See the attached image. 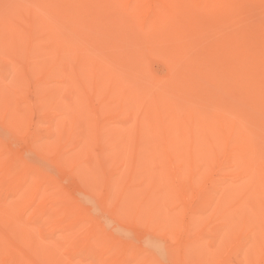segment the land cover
I'll list each match as a JSON object with an SVG mask.
<instances>
[{"label":"bare ground","instance_id":"6f19581e","mask_svg":"<svg viewBox=\"0 0 264 264\" xmlns=\"http://www.w3.org/2000/svg\"><path fill=\"white\" fill-rule=\"evenodd\" d=\"M1 50L16 65L0 71L15 95L13 104L0 96V264H230L229 244L236 264H264V0H0ZM37 73L68 81L73 95L69 125L33 132L30 150L93 180L88 205L101 177L107 203L95 222L90 207L51 191L53 166L4 145L2 132L29 122L25 78ZM56 98L37 103L43 117ZM127 106L137 112L123 127ZM118 163L130 174L116 173ZM116 175L140 181L116 198ZM33 197L50 198L37 207ZM127 222L155 227L154 240L137 247ZM50 228L68 259L36 241ZM166 238L176 247H162Z\"/></svg>","mask_w":264,"mask_h":264},{"label":"rangeland","instance_id":"374dc122","mask_svg":"<svg viewBox=\"0 0 264 264\" xmlns=\"http://www.w3.org/2000/svg\"><path fill=\"white\" fill-rule=\"evenodd\" d=\"M150 64H151V68L154 69L155 63L152 62ZM15 65H16V63H14V59H13L12 55L7 53L4 50H1V52H0V71L4 72L7 69L10 70V68H14ZM158 67H160V66H158ZM20 68L23 69L22 65L18 64L17 70ZM30 76L28 78H25V81H26L25 90H26V92L29 96V99L31 101L30 103L31 104L33 103L35 105V108L34 107L32 108L33 111H32L31 117H29V122L27 123V125H26V123L24 124V125H26L25 127L20 126V127H23L22 129L18 130V128H17V130L15 129V131L11 130L10 132H7L5 135H3L4 132H2V136L4 139V145L11 148L10 151L14 152V153H12L13 155H17V156L21 155V157L24 156L26 159L33 158L34 161L36 162V164L39 166V168L41 167V168L47 169V168L54 165V164H52L53 163L52 159L49 157V155H44L45 158H44V156H42V157L36 156L35 157V154L32 152L33 150H30V148L32 149L31 143H32V145L34 143V142H32V138H31L32 135L31 134L34 132L37 135L39 134V137L42 138L43 135L46 133V130H49L50 127L55 122H59L64 127L68 126L69 125L68 116H66L67 114L63 115V112L65 110H68V108L71 106L73 92L68 88L70 86V83L68 81L63 82V81H61V79L57 80L56 77H53V78L43 77L41 73L35 74L31 79H30ZM8 81H9V79H4L3 77H0L1 91L2 92L5 91L4 94L2 93V94H0V96L3 99L6 96L5 100H7L9 95L10 96L13 95L12 98L9 97L11 99V100L9 99V101H11L10 103L13 104V101L15 100V95H14V92L12 89H11L12 91H9L10 87L7 83ZM4 85H6V87H4ZM38 85L41 86L40 95L36 94V89H37ZM54 87H55V90L57 92V95H56V93L53 94V92H51V95L53 94L52 99L45 100V98H43V97L45 95L47 96L50 89L51 88L54 89ZM55 90H54V92H55ZM7 91H9V92H7ZM11 92H13V93H11ZM55 97H57L56 98L57 100H55L56 101V107L55 108H44L46 115L43 117L41 115L42 113L41 112L39 113L40 110L39 111L37 110V103L40 101V102H44L46 104V106H48V105L50 106L51 103L54 101ZM93 103H94V105H97L96 101H93ZM57 105H61L62 109H59V106H57ZM54 109L56 111H54ZM123 110H124V114L120 118L116 119V121H117L116 123L118 125L124 127V126L130 125L127 123L131 122V119H133V116L137 111H136V109H134L130 106L125 107ZM59 112H62V113L59 114ZM51 115H53V117H52V118H54L53 120L51 118ZM2 118H3V116H2ZM0 120H1V116H0ZM2 121H3V124H4V122H6V120H2ZM2 121H0V131H2V129H1ZM124 123H126V125H124ZM0 136H1V134H0ZM47 156H48V158H47ZM27 157H29V158H27ZM42 165L45 167H42ZM65 165L66 164H61V166H59V164H58L56 166V164H55V167L54 166L52 167L53 170H55V171L51 170L52 173L54 172V174L52 175L54 183L52 185L53 188H51V191L53 192L54 189L56 191H59V194L63 195L64 199H67L66 201H68L69 203H73V202L77 203V201H78V203H82V209H84L86 211L90 207L91 210H90L89 216L92 219L91 222H95L96 218L98 219L102 216V213L104 212V211H102V207L104 208V204L107 203V198L105 195L106 190L105 191L102 190L103 193L101 191L102 182L100 179L101 178L100 175H98V177H100V178L95 181V184H96V187L99 189L101 197L98 195L99 197H97V198H99V199H96V197L94 198L97 201V202L94 201L95 202L94 204L97 203L96 206L94 205L95 206L94 207L93 203L90 205L86 204V202H84V197H82V195L86 193L89 186L93 184V180H91L90 178L85 180L83 177H80L81 175L79 176V174H77V173H76L77 174L76 175L75 172L72 173V170L69 169L71 167L68 168V165H66V168L62 169L63 166H65ZM117 165H115L116 169L114 168V171L116 173H119L122 176H126V175L130 174V169L124 170L122 167H120V164L118 166ZM59 168H61V169H59ZM93 173L97 174L95 171H93ZM211 174L213 176H215L216 172L212 171ZM122 176H118V175L115 176V177H117V181H119L117 193H115L118 196L116 198H120L119 195L121 192H118V190L120 191L121 188H123L125 186H129L128 190L131 192L132 191L131 188H133L134 186L136 187L137 186L136 183L140 181V179H138L136 182L132 181V182L126 183V180ZM84 180L87 182V184ZM157 184L155 183V185H157ZM206 184H208V185L210 184L209 179L206 181ZM157 187H159V186L157 185ZM157 187H156V189H157ZM140 188H142V187H140ZM51 191H49V193H51ZM49 198L50 197H44V198L33 197L31 199V203H33L37 207H38V205L43 206V204H45L46 202L49 201ZM188 199H189V201L187 202V204L194 205L195 203H197L201 200V197H188ZM151 201H152V203L150 202V204H152L151 206H155L156 208L166 207L167 211L169 210V214L171 213V211L176 212L177 206L169 198L152 197ZM83 205H86V206L83 207ZM97 205H99V207ZM101 205H102V207H101ZM30 212L34 214L32 209ZM92 217H94V220ZM35 221H36V219L34 217H29L28 219L25 220L26 224L29 225L31 227V229L37 227V225H36L37 222H35ZM122 227L128 231L129 237L132 239V241L134 242V244L137 247H141V246L145 245L146 243H148L152 239L154 240V237L157 233L155 227H153V226L144 227L141 224H139L138 222H127V223H124L122 225ZM169 229H170L169 226H166V228L163 229V231L168 233ZM31 231L33 233V230H31ZM49 231L53 232V231H55V229L50 228L49 230L44 231L43 233L40 232V234H38L36 236V241L40 242L41 244H44L53 253L58 250L57 255L59 257L68 259L67 257H69L70 254H68L67 251H64L65 247L60 248L61 243H59L58 241H56L55 243L52 242V240L57 236L47 238V233ZM188 234L191 236L192 234H194V232L188 231ZM174 240L166 238V240H160V241H161L162 247L168 249V248H172L173 246H175ZM225 255H226L227 260L229 261L230 264H236L237 259L240 258L241 254H240V251L235 249L234 244H229L227 246ZM160 264H179V263L177 261H175L174 259H170L169 257L165 256L161 260Z\"/></svg>","mask_w":264,"mask_h":264}]
</instances>
